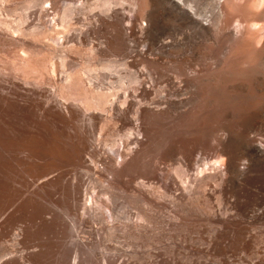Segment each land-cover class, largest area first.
Wrapping results in <instances>:
<instances>
[{
	"label": "bare ground",
	"instance_id": "obj_1",
	"mask_svg": "<svg viewBox=\"0 0 264 264\" xmlns=\"http://www.w3.org/2000/svg\"><path fill=\"white\" fill-rule=\"evenodd\" d=\"M43 1L0 0V264H264V0Z\"/></svg>",
	"mask_w": 264,
	"mask_h": 264
},
{
	"label": "rangeland",
	"instance_id": "obj_2",
	"mask_svg": "<svg viewBox=\"0 0 264 264\" xmlns=\"http://www.w3.org/2000/svg\"><path fill=\"white\" fill-rule=\"evenodd\" d=\"M16 1H19L21 2V0H16ZM98 0H93L92 1V7L90 10H99L100 8L102 9V12L104 15H106L108 13V9H107V5L109 4H106L105 2L109 3L113 6V7H122L123 6V3H124V0H110L109 2L106 1V0H101V1H98V2H102L103 3V6L105 7H97L96 6V3H97ZM24 3V2H23ZM23 3L21 5H23ZM66 2L65 0L62 1V4H61V9H60V12L62 13L63 9L65 8L66 6ZM81 3L80 1L77 2L76 6H79ZM72 7H74V5H71ZM125 11L131 16V14H133V6L130 5L129 3L125 4ZM47 9H51V3L49 1H43V0H37V2H35V0H28V6L26 8H24V13L27 14V15H31L33 14L34 11H38V13H44L45 11H47ZM100 9V10H101ZM21 11V10H20ZM50 12L52 13L53 12V9L50 10ZM54 13V12H53ZM82 16H85L81 13ZM86 17V16H85ZM46 20L49 21L50 23H53L52 21V16H47L46 17ZM39 22V20H38ZM144 21H142V24H143ZM74 26H81V24L79 23H76ZM58 38V37H57ZM56 38V40L58 41V39ZM60 41V40H59ZM77 59H78V62L82 63V64H91V62L89 61V58L87 56V53L84 52V51H80V53H78L77 55ZM93 68H97V66L95 65H91ZM100 133V132H99ZM99 133H97V135L99 136ZM109 140H112L111 137L109 138ZM110 149V148H109ZM160 221V226L159 225H156V229H154V233H153V236H154V239H155V244L153 245V247H158V248H163L164 246H169L171 243L170 239H168V237L166 236L165 232H163L162 234L161 233H158L161 229V226H162V222H161V219H158ZM260 225H255V228L257 231L260 232ZM206 230V229H205ZM207 231V230H206ZM189 243H187V246H191V245H198L199 243H201L202 241L201 240H196L194 242H191V241H188ZM229 244H232L231 242H223V243H214L212 246H211V250H210V253H213V254H216L217 257H221L222 254H227L228 256H230L232 259H242V260H245V261H256L257 263H260V255L262 254L261 252L260 253H256L253 248H239L238 250L236 249H233L231 248V245ZM255 246L256 247H259V246H264V243L261 242L258 240L257 242H255ZM262 250H264V247L262 248Z\"/></svg>",
	"mask_w": 264,
	"mask_h": 264
}]
</instances>
